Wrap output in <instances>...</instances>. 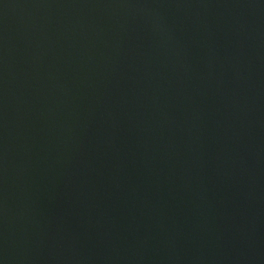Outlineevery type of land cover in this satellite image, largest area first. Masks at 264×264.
<instances>
[{
    "label": "water",
    "instance_id": "obj_1",
    "mask_svg": "<svg viewBox=\"0 0 264 264\" xmlns=\"http://www.w3.org/2000/svg\"><path fill=\"white\" fill-rule=\"evenodd\" d=\"M0 264H264V0H0Z\"/></svg>",
    "mask_w": 264,
    "mask_h": 264
}]
</instances>
